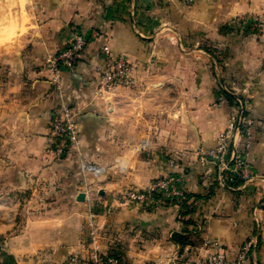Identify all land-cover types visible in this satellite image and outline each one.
Listing matches in <instances>:
<instances>
[{
	"label": "crops",
	"instance_id": "crops-1",
	"mask_svg": "<svg viewBox=\"0 0 264 264\" xmlns=\"http://www.w3.org/2000/svg\"><path fill=\"white\" fill-rule=\"evenodd\" d=\"M4 2L18 23L0 47V257L87 264L94 249L117 248L123 264H203L215 250L234 261L252 242L245 264H264V37L237 26L264 16V0ZM93 28L132 65L133 85L100 88L96 39L57 90L48 56ZM225 88L254 121L247 148L234 132L252 169L245 182L199 160L233 125L232 103L218 102ZM63 103L78 138L54 160L50 118ZM168 175L181 178L180 201H123Z\"/></svg>",
	"mask_w": 264,
	"mask_h": 264
},
{
	"label": "built area",
	"instance_id": "built-area-1",
	"mask_svg": "<svg viewBox=\"0 0 264 264\" xmlns=\"http://www.w3.org/2000/svg\"><path fill=\"white\" fill-rule=\"evenodd\" d=\"M104 2L105 0H96ZM183 3L192 5L194 0H182ZM244 28L255 34L258 38L264 37V19L252 17L246 19ZM103 39L102 49L105 53V65L100 71V88L111 89L118 86H132L133 67L124 57H115L112 54L107 42V34L99 29L93 28L86 33H75L67 43L58 51L51 53L47 59L48 69L51 71L52 82L57 90L61 91L62 72L73 69L77 61L81 58L89 44L96 40ZM223 91L229 92L233 96L231 129L221 134L213 149L207 153L199 155L202 164L215 166L221 173L230 172L233 179L240 182L249 180L252 176V169L248 157L245 154V147L238 146L235 141V133L241 134L246 140V148L253 139L254 121L248 115L247 100L242 96H234L228 89H220L218 102L223 105L227 102V97ZM49 134L51 137L50 155L54 160H62L67 157L71 149L77 143L78 129L75 120V111L71 104L63 103L56 108L50 118ZM181 178L176 175H168L157 179L149 187L137 189L130 187L122 193L125 203H148L152 201L178 202L183 197V190L180 186ZM94 232L91 235V243L95 245ZM254 244L245 242L237 254L236 259L230 260L226 250H215L209 252L203 264H245V261L252 253ZM119 260L114 256L101 255L94 249L87 261V264H119ZM65 264H85L73 255Z\"/></svg>",
	"mask_w": 264,
	"mask_h": 264
},
{
	"label": "rangeland",
	"instance_id": "rangeland-1",
	"mask_svg": "<svg viewBox=\"0 0 264 264\" xmlns=\"http://www.w3.org/2000/svg\"><path fill=\"white\" fill-rule=\"evenodd\" d=\"M4 0H0V47H3L5 44H10L12 42L15 41L17 35H15L14 33H11V29L10 27H13L16 25L17 17L12 15H9V10L7 12H5L4 10ZM8 13V15H6ZM11 14V13H10ZM15 14V13H14ZM258 17L260 19H264V16H255ZM246 18L237 22V26L240 27V29L244 28V24H245ZM18 23V22H17ZM236 25V24H235ZM250 35L254 36L257 39H261L258 38L255 34L249 32ZM4 253H1V261H3L4 259ZM0 261V262H1Z\"/></svg>",
	"mask_w": 264,
	"mask_h": 264
},
{
	"label": "trees",
	"instance_id": "trees-1",
	"mask_svg": "<svg viewBox=\"0 0 264 264\" xmlns=\"http://www.w3.org/2000/svg\"><path fill=\"white\" fill-rule=\"evenodd\" d=\"M223 93H224V95L227 97V99L230 102L233 100V96L229 92L223 91ZM3 255H4L3 256L4 259H3V261L0 262V264H17L16 263V259L13 256H11V255H9L7 253H4ZM109 256L116 257L119 260L120 264H123L122 254L120 253V251L117 248L111 249L110 252H109L108 257Z\"/></svg>",
	"mask_w": 264,
	"mask_h": 264
},
{
	"label": "water",
	"instance_id": "water-1",
	"mask_svg": "<svg viewBox=\"0 0 264 264\" xmlns=\"http://www.w3.org/2000/svg\"><path fill=\"white\" fill-rule=\"evenodd\" d=\"M84 197H85L84 193H81L78 198H79V200H84Z\"/></svg>",
	"mask_w": 264,
	"mask_h": 264
}]
</instances>
